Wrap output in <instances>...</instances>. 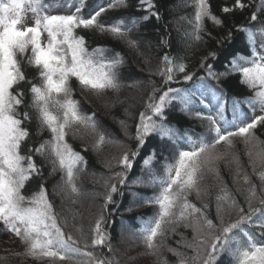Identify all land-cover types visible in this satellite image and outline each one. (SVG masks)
<instances>
[{"label":"snow or ice","instance_id":"obj_1","mask_svg":"<svg viewBox=\"0 0 264 264\" xmlns=\"http://www.w3.org/2000/svg\"><path fill=\"white\" fill-rule=\"evenodd\" d=\"M65 3L67 14H51L52 5L47 0H0V226L25 246L23 253L13 255L46 259L49 264H119L114 255L96 254L94 250L114 252L111 229L116 221L109 217L123 203L114 196H124L120 188L128 186V177L139 164L140 175L132 186L155 189L151 196L133 194V204L139 201L155 209L137 230L151 254H157L156 240L170 226L184 224L193 228V240L185 244L193 255L188 257L169 248L178 257V264H264V151L255 157L248 152L259 188L238 157L216 151L221 144L230 149L237 139L251 144L258 140L259 129L264 128V0H233L231 6L222 7L224 14L251 9L246 23L235 26L239 36L212 12L209 0H194L192 39L204 44L214 41V49L201 58L196 71H190L183 58L168 52L154 69L149 67L150 75L161 77L163 84L151 89L144 110L139 112L135 135L128 137L133 146L117 159L115 167L120 170L112 172L109 179L114 182L105 183L103 203L88 233L82 224L75 223L77 213H73L74 222L69 225L67 216L55 211L45 184L48 177L60 173L56 187H62L69 198L79 195L76 179L87 161L68 142L70 135L94 137L91 145L94 151L106 142H113L101 130L95 113L88 115L81 111L80 101L73 97L71 81L74 78L81 89L96 96L109 90L118 92L119 69L125 56L106 47L89 51L86 36L79 33L94 31L111 36L144 56L145 64L151 65L150 58L141 51L140 42L132 38V32L142 21L161 20L162 14L154 0H138L136 10L147 15L127 23L123 18L101 23L100 17L108 10L130 7L128 0H111L106 7L89 9L87 15L88 0H65ZM28 13L33 19L25 25ZM205 19L226 28L225 34L212 36L205 29ZM170 40L169 33L160 38L159 45L170 49ZM237 40L242 47H234ZM107 52L112 55H106ZM25 65L33 70L31 77L26 74ZM234 75L241 86L250 90V95L241 99L225 93L222 85ZM229 100L231 119L225 116ZM241 105H247L252 115L242 113ZM177 110L199 120L206 126L207 135L198 136L173 125L171 117ZM33 121L38 133L47 132L48 138L33 140L29 131ZM119 123L127 135L126 121ZM151 140L156 145L148 147ZM87 150L85 144L83 151ZM161 150L170 151V162L158 169ZM164 159L169 161V157ZM221 159L230 167L233 185H241L237 192L244 197L246 208L228 190L219 169L210 167ZM45 166L49 167L48 176L44 174ZM206 171L220 182L212 218L210 204L204 202L202 195ZM33 179L39 181L38 190L26 197L23 191ZM55 191L54 187L53 195ZM192 193L201 201L200 206L189 199ZM71 203L77 201L72 199ZM131 210L130 206L127 211ZM69 227L78 235L74 237L66 231ZM254 229L259 230V240L253 234Z\"/></svg>","mask_w":264,"mask_h":264},{"label":"trees","instance_id":"obj_2","mask_svg":"<svg viewBox=\"0 0 264 264\" xmlns=\"http://www.w3.org/2000/svg\"><path fill=\"white\" fill-rule=\"evenodd\" d=\"M62 1L65 0H57V2ZM98 2L99 0H88L89 7L85 9V15L88 14L89 9L95 8L98 10V7L96 8ZM110 2L111 0H107L106 3L99 7H106ZM128 3L130 7L127 9H110L102 14L100 22H112L113 20L123 18L127 23L133 18L147 15L144 11L136 10L138 0H128ZM154 3L161 12L162 19L157 21L153 18L142 21L132 32V38L137 39L139 42L142 32H146L145 35L154 40L155 47L148 53L140 43L141 51L145 52V55L150 58L151 65L145 64L144 56L138 55L135 50L128 48L127 45L120 40L113 39L108 35H101L94 31L79 33L86 36L90 45L89 51L96 47H106L108 49H115V51L125 56L124 64L119 69L121 87L118 92L109 90L103 96H96L87 90L81 89L74 78L71 81L73 97L80 101L81 111L88 115L95 113L96 120L101 130H103L109 137V140L113 142H106L98 150L94 151L91 147L94 137L90 135H70L68 137V142L76 151H80L87 161L86 166H81L83 170L78 172L76 179L79 195L69 198L62 187H56L60 183V173H57L54 177H48L45 184L49 192V199L54 204L55 211L58 214L67 216L69 225L74 222L72 220L73 213H77L75 223H77L78 226L82 224L85 233H88V230L93 227L95 215L98 212L100 204L103 203L105 183L114 182L109 178L112 172L120 170L118 167H115L117 159L123 154L126 148L133 146V142L128 137L135 135V124L138 120L139 112L144 110V104L147 101L151 89L153 87H160L163 84L161 77L150 75L149 67L154 69L159 64L164 53L168 52L171 56L183 58V62L188 65L189 70L196 71L199 67L201 58L206 55L207 51H212L214 49V41H209L208 44H204L203 42H197L192 39L191 33L193 30L195 13L194 0H154ZM209 3L212 12L226 22V28L232 27L234 35L239 36L240 33L235 31V26L246 23L251 9H246L244 11L236 10L232 14H224L221 12L222 7L225 5L231 6L233 0H209ZM165 25L167 29H165ZM204 26L207 32H210L212 36L216 37L224 35L226 31V28L222 29L215 26L208 19H205ZM129 27H131V24H129ZM169 33L171 34L170 49L159 45L160 38L168 36ZM205 39H207V37H205ZM234 47H242L239 40H237ZM106 55L111 56L112 53L107 52ZM211 62L212 61H209V63ZM24 70L29 77L33 75L31 67L25 65ZM179 78V75H177V79ZM132 80H138L142 83L139 84ZM171 86L184 87L183 84H173ZM222 87L225 93L231 97L242 99L251 94L250 90L238 83V76L235 75L225 82ZM136 89H143V93H141L137 102L131 103V107V101H129L128 95L132 94ZM26 99L30 100V97ZM240 108L242 113H247L249 116L252 115L247 105H241ZM256 114H260L258 108ZM225 116L227 119L232 118L230 100L228 101V108L225 112ZM121 120L126 121L128 125L127 135L119 123ZM171 122L173 125L181 127L182 130L194 132L198 134V136L207 135L206 126H202L199 120L179 114L178 110L173 112ZM29 131L32 134L33 140H38L41 136L45 139L48 138L47 132L42 134L38 133L35 121L29 126ZM256 135L258 140L253 142V144H257L256 146H258L260 152L264 151V128H260ZM198 136H194L193 138L196 139ZM31 143L32 140L29 141V144ZM85 144L88 145L87 151H83ZM155 145L156 141L151 140L149 141L148 147H153ZM245 145L247 144L244 141L237 139L230 149L232 152H235L234 156L239 158L240 163L245 166L253 183L259 188L260 182L249 165V160L244 149ZM184 146L186 147L187 145L185 144ZM235 146H237V148ZM249 146H251V144H249ZM216 151H229V148L221 144L217 147ZM165 157H169V161H166L164 159ZM165 162H170V151L161 150V158L156 167L159 169V165ZM210 167L219 169L220 177L223 182L227 184L228 190L231 194L235 195L240 204L246 208L244 197L237 192V188L241 187V185H233L232 174L227 162L213 163ZM48 172L49 167L45 166V176H48ZM139 175L140 165L137 164L136 168L128 177V186L120 188L124 196L121 197L119 194L114 196L117 202H120L121 199L123 201L116 214L109 217V220L116 221L114 228L111 229L112 236L114 237V252L109 253L107 249L101 248H97L94 251L96 254L103 253L110 257L114 255L119 261V264H164V261H166L167 264H178V257L168 249H176L185 256H192L193 250L186 247L185 244L193 240V228L186 227L184 224L170 226L166 230L165 235L163 237H158L156 240L159 246L157 254H151L146 249L137 230L153 215L155 209L139 201L133 204V194L151 196L155 189L144 186H132V181ZM219 184L220 182L214 178L212 173L205 172L201 187L204 202L210 204V218L215 216V196L218 194ZM38 187L39 181L33 179L25 186L23 194L26 197H30L38 190ZM54 187L56 189L55 195H53ZM89 193L94 194V198L91 201L87 195ZM72 199H75L77 203L72 204ZM189 199L193 203H196L197 206H200L201 201L197 199L195 193H192ZM254 203L256 202L254 201ZM130 206L132 207L131 212L127 211ZM235 215V212H233L232 217L235 218ZM124 226H127V229H129V233L126 235L123 234L126 232H122V227L124 229ZM173 227L174 231L172 230ZM66 231L72 232L74 237L78 235L71 227L67 228ZM253 234L257 240L260 239L258 229H254ZM24 248L25 246L21 243L19 238L15 237L14 234L5 232L2 226H0V257L5 258L0 260V264H49L46 259L41 260L31 256L13 255V253H23ZM74 259H80V257ZM65 264H71V262H65Z\"/></svg>","mask_w":264,"mask_h":264},{"label":"rangeland","instance_id":"obj_3","mask_svg":"<svg viewBox=\"0 0 264 264\" xmlns=\"http://www.w3.org/2000/svg\"><path fill=\"white\" fill-rule=\"evenodd\" d=\"M107 0H99V3H103ZM52 5V10H51V14H60V13H65L67 12L68 13V9H67V6H66V3L65 1L63 2H58L56 4H53L52 2H48ZM60 12V13H59ZM32 14L31 13H28L26 15V18H25V25H28L32 22ZM177 26V25H176ZM258 27V26H257ZM146 32H142L141 33V37H140V43L141 45L144 47L145 51L148 53L151 49H153L155 47V43H154V40H152V38H149L147 35H145ZM148 45H151L150 47H148ZM133 82H136V83H139L141 84L142 82L138 81V80H132ZM144 86V84H143ZM141 93H143V89H136L133 91L132 94L128 95V99L130 102V106L132 107V104L131 103H135L137 102V99L139 98V96L141 95ZM257 144H253L251 143V146H249V144L245 145L244 146V149H245V152L247 154V157H248V160H249V156H248V152L251 151L253 153V156L255 157L256 153H259L260 151L258 150V146H256ZM237 148V146H235ZM233 149V148H232ZM236 150V149H235ZM234 150V151H235ZM218 153H228L231 157H235L234 154L235 152H232L231 149H229V151H217ZM219 163V162H227L226 160L224 159H221L219 161H215L214 164L216 163ZM88 195V198L90 199V201L94 198V194H87ZM123 232H126V233H123V234H127L129 233V229H127V226H124V229H123Z\"/></svg>","mask_w":264,"mask_h":264}]
</instances>
